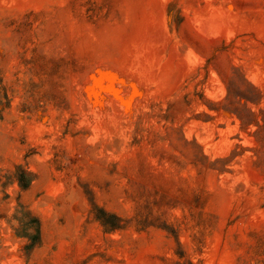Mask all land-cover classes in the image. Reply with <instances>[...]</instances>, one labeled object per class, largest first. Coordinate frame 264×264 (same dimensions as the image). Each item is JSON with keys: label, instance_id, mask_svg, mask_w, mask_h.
<instances>
[{"label": "rangeland", "instance_id": "374dc122", "mask_svg": "<svg viewBox=\"0 0 264 264\" xmlns=\"http://www.w3.org/2000/svg\"><path fill=\"white\" fill-rule=\"evenodd\" d=\"M0 264H264V0H0Z\"/></svg>", "mask_w": 264, "mask_h": 264}]
</instances>
